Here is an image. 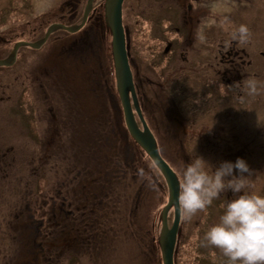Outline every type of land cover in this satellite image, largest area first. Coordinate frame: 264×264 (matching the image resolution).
Listing matches in <instances>:
<instances>
[{
  "label": "rangeland",
  "instance_id": "1",
  "mask_svg": "<svg viewBox=\"0 0 264 264\" xmlns=\"http://www.w3.org/2000/svg\"><path fill=\"white\" fill-rule=\"evenodd\" d=\"M81 2L80 4V2L75 3L73 0H0V55L2 54L0 59H4L10 53L4 49L11 51L15 42L39 40L48 26L53 23L65 26L77 25L76 22L80 19L74 20V16L83 14L86 0H81ZM103 2V0H95L92 10L101 9L100 12L103 14ZM244 3L236 2L234 6H230L225 12L226 16L219 18V24H232L228 20V18L231 19L229 15L232 9H237V15L233 17L232 21L239 25V21L242 20L241 24H244L245 19H240L239 14L248 12L246 25L252 27L253 45L264 53V0H251L247 6ZM218 4L224 7L221 2ZM131 6L132 0L123 2L122 22L128 31L131 61L134 63V59L138 62L149 58L151 40L148 38L146 28L143 30L139 27V25H145L140 22L142 19L135 16L136 13L130 12ZM225 17L229 22H225ZM70 37V33L58 30L52 33L38 49L19 48L16 55L18 58L11 67H0V85L5 87L0 86V152L9 149L10 151L6 153L5 158L13 163L5 175H8L7 181L12 184L11 188L14 187L13 191L23 193L24 205L33 207L34 204H38L42 207L40 211L31 210V213L34 214L32 215L33 221H37V223L40 221L44 224L43 230L38 233L34 232L33 227L35 225L31 224L26 231L28 233L21 235L18 230L16 231V226L19 223L16 225L14 222H7V218L0 216V244L3 243L7 246L8 243V247L11 246V250H14L9 255L7 252L10 251L9 248L0 249V264H17V262L19 264L30 262H33L32 264H162L156 241L160 230L161 210L167 203V187L164 179L153 167L152 161L144 151L131 140L124 125L119 126L116 122L115 124L111 123L114 128L111 126L109 129L104 127L105 124H102L106 118L104 115V100H106L104 91L101 88L94 89L90 83L85 84L84 81H78L80 77L77 79L70 77L68 67L66 68L67 71L62 70L64 65H60L61 62L58 57L55 58L54 56V59H51V54H58L59 43L67 41ZM7 40H11L12 44L6 45ZM258 50H254L253 53ZM254 57V60L260 58ZM69 62V58L66 56L65 63L68 64ZM46 70L49 72V77L43 75ZM61 71L62 74H59ZM26 73L28 75L27 94H22L21 88L24 81L22 74L26 75ZM107 73L108 71H106ZM109 73L112 75L113 81L111 54ZM57 75L60 78L56 77ZM99 76H102V72L97 71L96 77L99 78ZM260 79L262 82L257 81L256 93H251L250 132L255 139L247 146L252 156L247 164L250 174H253V181L250 185L249 183L246 184L249 187L245 193L264 196V158L261 159V156H264V77ZM2 89H5V93H2ZM43 93L47 95L45 100L48 99L52 106L43 102ZM59 94H63L60 97L67 102L65 100L60 102ZM147 95L149 96V91H147ZM58 106L62 107V114L57 112ZM179 106L183 107L184 104L179 102ZM52 107L56 113L55 122L51 121L48 113V109ZM108 114L113 119V113L111 114L109 111ZM60 116L65 119L58 121ZM235 119L238 120L237 117ZM109 122L110 120L107 119V123ZM174 133L178 135V138L182 137L179 130H174ZM235 133L240 137L243 134V129L237 127ZM94 137H98L97 140L95 139V142L99 141L98 145L102 143L104 148L101 151L104 155H107V148L105 147L110 143L112 148L109 151H113L115 148L116 151L122 150V154L127 156L130 161L132 158H140L143 163L142 166L146 168L147 173L143 178L146 184L140 187L144 188L142 197L145 196L144 202L146 203L142 204L140 195L141 204L138 209H135L136 206L134 207V224L132 223L133 225L129 230L122 218H117L108 210L105 202H108L109 196L105 182L101 181L100 187L88 184L92 176L99 180H106L109 173H118L115 172L116 170L109 173L106 169L99 170L98 168L101 167H95L94 161L91 159L92 156L94 158L93 153L88 152L89 149L83 151L84 148H88V145H93ZM155 138L161 157L176 173L180 187L183 184L184 169L194 156L202 158L213 170L219 166L220 162L230 161V150L228 151L224 145L207 149L205 146L197 144L179 145L175 139L170 138L167 130L159 129L156 130ZM86 152L87 155L84 154ZM211 152L219 153L222 156H219L218 159L213 158V160L210 157ZM77 154L81 156H77ZM255 154H259L258 158L254 157ZM12 157L13 159H11ZM75 160L81 161L79 164L83 167L88 165L90 169L87 166V169H81L80 173L75 174V171L69 173L70 163ZM91 164L94 166L93 169H91ZM152 168L156 171L155 174L151 171ZM114 182L112 180L111 183ZM79 184L81 186H78ZM124 185L125 181H120L119 194H122ZM135 189L126 190L130 192V198L133 197ZM114 190L116 189L114 188ZM85 191L88 193L95 191L99 198L104 194L100 202L104 203L105 211L100 220L96 217L95 220H92L91 224L94 225L89 224L90 222L86 223L83 218L76 221L66 218L67 216L63 218L65 211L73 212L75 207H80L79 204L80 202L83 203V200L90 203L88 193L85 194ZM25 193L28 194L27 198H25ZM2 194L5 195L6 193ZM82 195L86 198H80ZM226 196L224 193L221 194L220 198L213 200L205 209L197 211L190 219H185L184 213L180 209L173 264H231L219 249L209 245L205 239L209 227L217 223L224 212ZM116 197L118 196L116 195ZM231 197L235 196L232 195ZM130 198L127 197L129 202L133 200ZM71 199H76V202ZM118 199L119 197L112 205L115 209L120 206L124 207L121 201H117ZM78 200L80 202H77ZM129 202L126 204L131 206ZM16 204V202H8L4 206L14 209ZM50 211L57 212L56 215L59 214L60 222L62 223L63 220L66 223V226H63L65 227L63 232L58 226L59 219L58 222L53 223L52 221L51 224L45 218V215ZM100 211V208L95 207L93 213L98 215ZM30 220L24 222L28 224ZM121 221L124 224V232L121 231ZM172 222L173 210H170L167 214L168 227ZM73 223L77 224L73 225ZM79 223L87 224V232L91 231L88 240L93 245L81 235L83 225ZM107 223L110 227L113 226L115 231L113 236V232L109 231ZM39 234L44 239L36 238L33 246H26V235L33 238ZM101 235L105 239L102 240L104 247L99 244V247L94 250L93 238L95 236L99 241ZM152 235H154L153 239H151ZM149 239L156 246V258L153 256L152 248L148 246Z\"/></svg>",
  "mask_w": 264,
  "mask_h": 264
},
{
  "label": "flooded vegetation",
  "instance_id": "2",
  "mask_svg": "<svg viewBox=\"0 0 264 264\" xmlns=\"http://www.w3.org/2000/svg\"><path fill=\"white\" fill-rule=\"evenodd\" d=\"M73 1L82 3L81 0ZM250 1L132 0L130 12L136 13L135 16L141 18L140 22L145 24L139 27L143 30L146 28L148 32L151 52L149 58L145 60L136 62L134 59V63L131 61L128 31L122 22L127 45V60L138 108L155 141L156 130H167L170 138L175 139L179 145L197 144L205 146V149L224 145L228 151L230 150V161L238 157L246 162L251 159L250 149L247 146L254 141L255 137L250 132L252 112L248 81L255 78L256 81L262 82L260 78L264 77V53L253 45L252 27L246 25L248 12L239 14L240 19H245L244 25L249 29V36L244 43L232 37V33L242 22L240 20L237 25L232 21L237 15V9H232L229 15L231 19L228 18V20L231 21V25L219 24V18L226 16L225 12L230 6H234V3L245 2L247 6ZM219 2L223 3L224 7H221ZM93 14L97 16L93 17ZM100 15L103 16L104 13L91 10L85 24L77 32L70 34V39L59 43L58 54H51V58L58 57L60 65H64L62 70L69 69L70 77L74 79L80 77L78 81L90 83L94 89L101 88L106 99L104 100L106 119L110 117L108 114L110 111L114 115L113 119L111 117L113 120L111 123L117 122V125H124L126 129L122 107L116 92L115 78L113 77L112 81V75L109 73L110 54L113 65L111 36L104 16L102 18ZM77 18L80 19L76 22L78 25L82 14H76L74 20ZM204 21H213V23L205 29L206 40L201 43L197 40L196 33L198 26ZM254 50L258 51L253 53ZM66 56L69 58L70 65L65 63ZM254 56L260 58L254 60ZM97 71L102 72L99 78L96 77ZM106 71H108L107 74ZM48 74L47 70L43 73L44 77L45 75L49 77ZM59 74H62V71ZM22 77L24 81L21 93L27 94V73L22 74ZM0 86L4 87L2 84ZM2 93H5V89H2ZM60 96L63 94L58 95L60 102L65 100ZM46 97L47 95L43 93V102L51 105L48 99L45 100ZM129 99L135 122L142 130L141 121L133 108L130 95ZM179 102L184 106L180 107ZM53 111V107L48 109L51 121L55 122L56 113ZM61 111L62 107L58 106L57 112L60 114ZM61 119L65 118L60 116L58 121ZM111 123L110 125L105 123L104 127L114 128ZM237 127L243 129L240 137L235 133ZM174 130H179L182 137L178 138ZM132 141L135 143L134 140ZM9 151L6 149L0 152V159H6V153ZM215 155L218 156L214 157ZM219 156L222 155L214 152L210 154L212 159H218ZM258 156L259 154L254 155L255 158ZM262 158L264 156H261ZM252 181L253 174H249L247 183L250 185ZM248 187L246 185L242 191L245 193ZM224 194L227 195L226 199H233L235 197H231L232 195L236 196L240 193L233 194L228 191Z\"/></svg>",
  "mask_w": 264,
  "mask_h": 264
},
{
  "label": "clouds",
  "instance_id": "3",
  "mask_svg": "<svg viewBox=\"0 0 264 264\" xmlns=\"http://www.w3.org/2000/svg\"><path fill=\"white\" fill-rule=\"evenodd\" d=\"M224 20L229 22L227 17ZM212 23L204 21L198 26L196 38L201 43L206 40L205 29ZM248 36L249 29L244 24L232 33L233 39L240 43ZM248 90L256 93L255 78L248 81ZM250 173L243 158L238 157L234 162L222 161L213 170L202 158L194 156L184 169L183 184L177 197L185 219H190L222 193H240L233 199H225L223 214L205 234L207 243L219 249L231 264H264V196L242 191Z\"/></svg>",
  "mask_w": 264,
  "mask_h": 264
},
{
  "label": "trees",
  "instance_id": "4",
  "mask_svg": "<svg viewBox=\"0 0 264 264\" xmlns=\"http://www.w3.org/2000/svg\"><path fill=\"white\" fill-rule=\"evenodd\" d=\"M98 10H99V12L101 11V9H97L96 11H98ZM92 16L95 17V16H97V14H93ZM100 16L103 18L102 15H100ZM11 42H12L11 40L10 41L7 40L6 45H11L12 44ZM4 50L6 52H10L8 49H4ZM0 56H2V54ZM105 119H104V122L102 124L107 123V119L106 120ZM108 119L110 120V122L108 123L110 125V123L112 121L111 116L108 117ZM99 137L101 138L100 135H99ZM97 138L98 137H94L93 138L94 139L93 145L92 146H91V144L88 145V148H84L83 151H85V150L87 151V149H89L88 152L93 153L92 155H94V158L92 156L91 159L94 161L95 167L96 166L101 167V168L97 167L99 170L106 169V170H108V173L112 172L113 170H116L115 172H118V173L117 174H114L113 172L109 173L106 176V178H107L106 180L105 179L99 180L98 178H95L92 176V177H90L88 184H92L94 186L98 185L100 187L102 184L101 181H103V183L105 182V186H107V188H108V196H109L108 202H105L107 205V208L112 214H115L117 218H122V220H124L123 222L125 223L126 227L129 230L132 227V225L134 224V222H133L134 221V219H133L134 218V216H133L134 207L136 206L135 209H138V206L141 204L140 195L142 197V191L144 188H140V187L146 184V182L143 180V178L145 177L144 175H146V173H147L146 168L144 166H142L143 163H142L140 158H137V159L132 158V160L130 161L127 156L122 154V150L116 151V148H115V150L109 151L112 148V144H110V143H108L107 147H105V148H107V155H104V153L101 151L102 148H104L102 143L100 145H98L99 141L95 142L97 140ZM63 153H65V152H63ZM61 154H62V152H61ZM84 154L87 155V152ZM77 156H81V155L77 154ZM11 159H13V157ZM80 162L81 161L75 160V161H73V163H70L71 167H69L68 172L72 173L73 171H75V174H76V173H80L81 169L86 170L88 165L86 167H83V165L79 164ZM12 164H13L12 161H8V158L2 159V160L0 159V188H1L0 189V201H4V202H0V216H1V218H7V220H6L7 222L11 221V222H14L16 225H17V223H19L16 226V231L18 230L21 233V235L28 233L26 231L29 228L28 226L31 224L35 225V227H33L34 232L38 233L40 230H43L44 224L40 221H38V223H37V221H33L32 215H34V214L31 213V210L35 209V211H38V210L40 211L42 209V207H40V205H38V204H34L35 206H33V207H36V208L30 207V205H24L25 199L23 197V193H20L16 190L13 191L14 187L11 188L12 184L9 183V181H7L8 175L7 176L5 175L7 173L6 172L7 169L12 167L11 166ZM153 167L156 169L157 172H159L158 169L154 166V164H153ZM88 168L90 169L89 166H88ZM93 168H94V166L91 164V169H93ZM151 171L154 174L156 173V171L153 168ZM160 176H162V175L160 174ZM112 180L115 181L113 184L111 183ZM120 181H125V185L123 186L122 194H119V189H121L120 188ZM8 186H10V187H8ZM78 186H81V184H79ZM146 187H147V185H146ZM3 188H4V191H2ZM114 188L116 190H114ZM132 188H136V189H135L133 197L130 198V192H127L126 190L132 189ZM4 192L6 193L5 195L2 194ZM84 193L87 194L88 191L87 192L85 191ZM116 195L119 197V199L117 201H119V202L121 201L123 203L124 207L120 206L117 209L112 207L113 202H115L116 199L118 198V197H116ZM27 196H28V194L25 193V198H27ZM88 196L90 198L89 199L90 203H87L84 200L82 203L78 200L77 202H80V204H79L80 207H75L73 209V212H69V210H67V212L65 211L63 218L67 216L66 218H69L73 221L79 220V218H83V219H85L86 223L90 222L89 224H91L92 220H95L96 218L98 220H100L102 218L104 211H105L104 210V203L100 202L102 196L99 198V196L97 195V193L95 191L89 192ZM127 197H129L130 199H133V200L131 202H129L128 201L129 199H127ZM80 198H84L83 195ZM71 200L76 202V199L75 200L71 199ZM144 200H146L145 196L142 197V204L146 203V202H144ZM8 202H16L17 204L15 205L14 209L13 208L9 209L8 207L4 206V204L7 205ZM127 202L131 203V206H128V204H126ZM88 204H90V207H88ZM101 204H103V206H100ZM19 206H20V208L17 209V207H19ZM95 207H98L101 209L99 214L97 213L98 215H94V213H93L95 211ZM56 213L50 211V212H48V214L45 215V218L47 220H49V223H51V224H52V221H53V223L55 221L58 222V219H59L58 226L60 228V231L62 230V232H63V229L65 228L63 226H66V223L63 220L61 223L60 222L61 221L60 216H59V214L56 215ZM111 213H110V215H111ZM8 218H11V219H8ZM26 220H30L28 222V224H26L24 222ZM123 222L120 224L122 227L121 231L123 230V225H124ZM76 224L77 223H73V225H76ZM80 225L84 226V227L82 226V229L80 232L81 235L87 239L88 243H91V241L88 240V235H89V232H91V231L88 229L89 232H87V228H86L87 224H80ZM91 225H94V224H91ZM107 225H108V223H107ZM98 226L102 227L100 225H98ZM108 226H105V227H108ZM39 227H41V228L38 229ZM109 231L113 232L112 236L115 234V231L113 230V226L112 227L109 226ZM123 232H124V230H123ZM108 234H109V232H108ZM41 236L42 235L39 234L36 237L32 238V237H27V235H26V238H27V239L25 238V241L27 242L26 246H33V244H35L36 238L44 239V238H42L43 236L42 237ZM153 237H154V235H152L151 239H153ZM93 240H94V250H96L99 247V244L101 247H104V246H102V245H104L102 240H105V239L102 238V235L99 236V241L95 238V236H94ZM3 242H6V241L3 240ZM38 242H40V241H38ZM2 244H0V249L6 250L9 248L10 251L9 250L7 251L8 254L10 255L11 253H13L14 250L13 249L11 250V246L8 247V243H7V246L4 244L2 246ZM148 246H150L152 248L153 256H155V258H156L157 250H156V246L152 240L149 241ZM32 263L33 262H30L28 264H32ZM17 264H19V263L17 262Z\"/></svg>",
  "mask_w": 264,
  "mask_h": 264
},
{
  "label": "water",
  "instance_id": "5",
  "mask_svg": "<svg viewBox=\"0 0 264 264\" xmlns=\"http://www.w3.org/2000/svg\"><path fill=\"white\" fill-rule=\"evenodd\" d=\"M94 1L95 0H86L82 19L78 25L65 26L53 23L48 26L44 35L39 40L34 42L18 41L14 43L10 53L4 59H0V67H9L13 65L19 48L30 47L38 49L46 42L52 33L58 30H63L70 34L77 32L85 24L86 19L92 10ZM103 1L104 20L106 26L110 30L111 36V53L114 68L115 87L122 107L126 130L132 140H134L135 143L144 151V153L158 169L167 187V203L161 210L160 214V230L157 238V245L159 247L162 264H173V252L177 239L178 223L180 218V208L178 207L177 202L178 193L180 191V183L175 172L160 156L156 141L144 122L136 102L132 74L127 60V45L122 25V3L124 0ZM129 95L131 96L133 108L141 121L142 130L138 128L135 122ZM170 210H173V222L168 227L167 214Z\"/></svg>",
  "mask_w": 264,
  "mask_h": 264
},
{
  "label": "bare ground",
  "instance_id": "6",
  "mask_svg": "<svg viewBox=\"0 0 264 264\" xmlns=\"http://www.w3.org/2000/svg\"><path fill=\"white\" fill-rule=\"evenodd\" d=\"M107 30H108V32H109V35H110V30H109V28L107 27ZM56 58V57H55ZM51 59H54V57H52ZM167 163V162H166ZM168 164V163H167ZM172 169V168H171Z\"/></svg>",
  "mask_w": 264,
  "mask_h": 264
}]
</instances>
